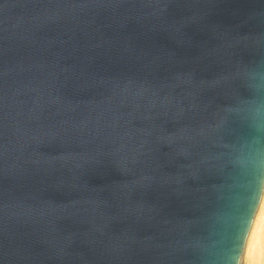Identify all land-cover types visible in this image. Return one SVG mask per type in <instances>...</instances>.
Masks as SVG:
<instances>
[{
    "label": "water",
    "instance_id": "95a60500",
    "mask_svg": "<svg viewBox=\"0 0 264 264\" xmlns=\"http://www.w3.org/2000/svg\"><path fill=\"white\" fill-rule=\"evenodd\" d=\"M259 107L264 0H0V264H207Z\"/></svg>",
    "mask_w": 264,
    "mask_h": 264
},
{
    "label": "clouds",
    "instance_id": "9594fccd",
    "mask_svg": "<svg viewBox=\"0 0 264 264\" xmlns=\"http://www.w3.org/2000/svg\"><path fill=\"white\" fill-rule=\"evenodd\" d=\"M264 113V107L256 110ZM256 126L264 128V121ZM228 160L237 170L232 187L244 196L232 198L233 212L218 217L227 225L226 235L215 231L194 246L207 264H264V138L254 137L233 145Z\"/></svg>",
    "mask_w": 264,
    "mask_h": 264
}]
</instances>
